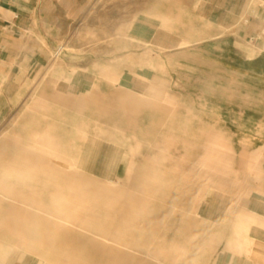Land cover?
Wrapping results in <instances>:
<instances>
[{
    "label": "rangeland",
    "instance_id": "rangeland-1",
    "mask_svg": "<svg viewBox=\"0 0 264 264\" xmlns=\"http://www.w3.org/2000/svg\"><path fill=\"white\" fill-rule=\"evenodd\" d=\"M188 2L94 0L81 14L76 5L49 7L53 29L39 28L29 50L19 48V63L40 67L0 124V158L40 152L86 190L68 181L53 206L28 208L0 191V219L15 216L22 231L28 222L68 225L54 227L63 240L48 246L66 264H106L93 238L116 246L91 233V196L102 217L117 206L137 220L122 264H207L219 234L200 218L206 192L225 194L234 210L264 189L263 150L247 148L264 140V59L234 35L236 21L205 17ZM0 242L10 251L0 250V264L57 262L35 243L22 246L31 250L23 260L17 239L1 231Z\"/></svg>",
    "mask_w": 264,
    "mask_h": 264
},
{
    "label": "crops",
    "instance_id": "crops-1",
    "mask_svg": "<svg viewBox=\"0 0 264 264\" xmlns=\"http://www.w3.org/2000/svg\"><path fill=\"white\" fill-rule=\"evenodd\" d=\"M93 1L0 0V124L6 112H11L25 98L32 79V72L29 70L40 67L37 62L32 65L28 62L19 63L17 54L22 44L29 50L34 37L41 35V33L36 35L39 28L53 29L52 19L46 9L58 5H76L78 14H81ZM188 4L193 7L199 5L197 11L205 17L218 13L221 15V20L236 21L237 25L234 27L237 32L234 35L242 42L254 43L252 49L258 53L256 59H264V0H189ZM193 9L196 12V9ZM22 67L27 71H21ZM258 142V145L253 144L247 148L252 152L262 149L264 153V140ZM3 147L4 144L0 149ZM0 163L3 169L0 173V191L10 195L19 203V205L14 203L15 206L28 208V203L38 204L41 207L53 206L54 197L68 195L66 183L68 181L77 182L76 189L82 193L81 196H84L86 186L83 182L85 180L81 178L75 180L65 176L61 167L40 152L27 151L15 161L8 160L2 154ZM79 167L82 169L84 165ZM260 193L254 195L247 206L231 210L232 205L225 194L212 190L206 192L205 200L199 210L200 218L207 227L217 229L219 234L217 251L210 257L207 264H264V189ZM43 196L49 197V204L44 203ZM88 202H91L93 212L96 214L91 233L116 245H108L105 241L93 238L91 239L92 251L100 255L106 264L126 262L130 258L127 249L134 245L137 220L133 219L130 211L117 210V206L103 208L107 216L102 217V207L96 196H91ZM17 211L15 208L12 209L14 214L18 213ZM7 213H10L9 210ZM112 213H121L122 216L115 219L110 216ZM141 213L144 216L147 210H141ZM230 213H241V216H236L241 219L238 221L237 228H234L233 223L234 219L235 221L238 219L232 217ZM6 218L10 217L6 214L1 216L0 231L5 237L17 239L20 246L17 254L20 258L25 260L26 253L31 254L30 249L22 246L35 243L40 250L38 255H43L46 259L56 258L55 264H66L62 258L58 257L61 255L50 251L48 246H53L57 244L58 239H62L61 235L58 236L60 233L56 234L53 231L54 227L64 232L69 228L68 225L52 221H44L42 224L28 222V230L22 231L20 220L15 216L12 220H6ZM78 230L90 232L83 227ZM5 247L0 242V250L10 254ZM22 252H26L25 255Z\"/></svg>",
    "mask_w": 264,
    "mask_h": 264
}]
</instances>
